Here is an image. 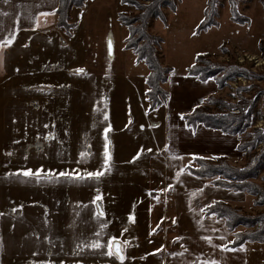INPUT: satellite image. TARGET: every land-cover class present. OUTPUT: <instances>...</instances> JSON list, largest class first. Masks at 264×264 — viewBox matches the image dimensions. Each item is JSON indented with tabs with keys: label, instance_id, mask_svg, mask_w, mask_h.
Returning a JSON list of instances; mask_svg holds the SVG:
<instances>
[{
	"label": "rangeland",
	"instance_id": "1",
	"mask_svg": "<svg viewBox=\"0 0 264 264\" xmlns=\"http://www.w3.org/2000/svg\"><path fill=\"white\" fill-rule=\"evenodd\" d=\"M176 2L175 12L163 8L166 23L153 19L148 32L162 40L158 56L163 66L174 69L173 75L185 72L198 53L208 54L223 67L241 70L211 96L233 105L242 98L250 101L251 122L241 136L249 147L227 162L250 176L259 159L262 169L247 182L262 196L256 199L240 192L234 201L240 204L227 203L243 215L260 218L264 215V143L252 141L264 136V0H214L219 27L199 34L196 27L208 0ZM234 6L246 23L233 22ZM140 12L121 0H89L83 7L71 8L74 28L69 33L57 27L8 50L10 73L0 74V264L46 260L121 264L115 257L101 255V250L84 247L95 238L100 221L107 222L101 240L108 235L128 240L122 245L126 257L122 264H171L178 253L174 191L172 185L168 188L164 165L167 107L147 111L149 70L125 49L129 31L119 21L120 13ZM80 68L85 71L77 73ZM168 82L163 86L167 92ZM176 82L180 79L171 83ZM184 88L187 94L195 91ZM197 93L190 103L199 98ZM174 99L173 95L172 108H176ZM109 124L110 171L99 179L56 175L57 171L83 175V170H99L103 129ZM176 124L169 119L171 128ZM81 152L86 155L81 157ZM41 166L43 171L32 176L16 172ZM97 195L106 213L100 218L93 215ZM247 244L262 245L264 264V243Z\"/></svg>",
	"mask_w": 264,
	"mask_h": 264
},
{
	"label": "crops",
	"instance_id": "2",
	"mask_svg": "<svg viewBox=\"0 0 264 264\" xmlns=\"http://www.w3.org/2000/svg\"><path fill=\"white\" fill-rule=\"evenodd\" d=\"M57 5L58 0H9L7 4L4 0H0V29H2L0 40L5 35L16 32L15 40L10 46H0V74L8 76L10 73L8 69L11 57L8 53L10 48L15 49L18 44L20 45L19 41L33 36L44 37L45 32L51 33L57 29ZM41 13H48V15H41ZM187 70L188 68L180 75H173V71L168 82V101L160 107H167L163 114L166 117L164 165L166 179L169 180L168 185H172L174 191L177 223L178 253L172 258L171 264H205L206 261L213 259L220 261V264H263L262 245L245 244L243 250L240 247L229 248L232 237L229 236L224 221L202 219L201 209L204 206L214 200L236 203L234 201L239 199L237 197L241 193L208 186L205 180L182 171L184 165L191 164L193 156H226L230 161L240 153L237 150L239 141L235 137L206 129L203 126L195 129L185 127V121L181 119V115L184 116L196 106L203 104L217 90V85L213 80L201 82L188 76ZM177 79H180V82H176L173 86L171 82ZM184 86H191L195 88V91L192 90L187 94L184 92ZM196 93L199 98L190 103L195 99ZM173 95L174 100H177L174 105L176 108L171 106ZM170 118L177 123L172 128L169 125ZM169 133H171V138H169ZM205 236L212 237L213 244H225L228 250L213 248L203 239Z\"/></svg>",
	"mask_w": 264,
	"mask_h": 264
},
{
	"label": "trees",
	"instance_id": "3",
	"mask_svg": "<svg viewBox=\"0 0 264 264\" xmlns=\"http://www.w3.org/2000/svg\"><path fill=\"white\" fill-rule=\"evenodd\" d=\"M89 0H58L57 5V27L69 33L74 25L70 23V10L72 7H83ZM148 5L141 4L140 0H128L123 5H129L141 11L140 14H119L121 25L129 31L125 49L131 50L136 56L137 63H144L149 74L145 78L146 99L148 102V112L164 106L168 101V92L163 88L173 73V68L163 66L160 62L157 49L162 40L148 32L153 19H160L166 23L163 8H168L172 12L176 11V0H145ZM208 5L204 11V18L196 27V34L207 32L212 28H218L217 11L214 0H208ZM231 19L236 24H243L247 21L238 13L235 6L232 7ZM241 70L237 68L223 67L214 63L208 54H200L195 57L194 63L189 66L187 75L194 77L201 82L213 80L217 89H222L226 82L233 77H237ZM251 104L247 99L242 98L236 105L220 100L215 96L208 97L205 102L196 106L190 113L184 115L185 124L188 128L195 129L203 126L206 129L221 132L225 135L235 137L239 143L237 150L242 153L249 145H244L241 139L251 122ZM238 111V113H235ZM254 144L264 143V136L259 134L254 137ZM226 156L205 157L196 156L192 158L191 164L183 166L182 171L205 180L211 187L229 190L232 192H242L246 197L262 196L255 186L247 182L254 178L263 167L256 160L257 166L253 169L254 175L246 174L245 169L234 168L228 164ZM264 159V158H263ZM219 177V179H217ZM201 209L203 220L215 219L225 223L227 232L232 237L229 248H238L241 244L264 243V215L260 218L243 215L239 208H233L229 203L221 200H214ZM264 203V202H262ZM261 203V204H262ZM254 205L258 206L259 201L254 200ZM215 213V215H213ZM241 228V229H239ZM255 228V229H254ZM244 229V230H243ZM254 229V230H251Z\"/></svg>",
	"mask_w": 264,
	"mask_h": 264
},
{
	"label": "snow or ice",
	"instance_id": "4",
	"mask_svg": "<svg viewBox=\"0 0 264 264\" xmlns=\"http://www.w3.org/2000/svg\"><path fill=\"white\" fill-rule=\"evenodd\" d=\"M9 2V0H4V3L7 4ZM122 2L127 3L128 0H122ZM54 11V10H53ZM5 15H7L5 13ZM41 15H48V13H41ZM2 30V29H0ZM195 34V33H193ZM16 37V32H11L9 35H5L3 37L2 40H0V46H10L13 41L15 40ZM112 40L109 39L108 40V54L111 55L112 54ZM197 55H200L199 53ZM79 72H84L85 69L80 68L78 69ZM104 119L107 120L108 119V113L104 112ZM181 119H184V116L181 115ZM45 127H47V125H45ZM141 127H143V125H141ZM185 127H189V125L185 124ZM111 128V125L109 124L107 127H105L103 129L105 136H104V145H103V160H102V164L99 170H95V171H87V170H83V175H81L80 171H57L56 175L58 176H64V177H75L77 179H84V178H88V179H99V177L104 174L105 170L110 171V160H111V156L109 153V138L107 133L109 132V129ZM49 135H46L44 138L48 139ZM14 143H19V141H14ZM167 147V145L165 146ZM147 151H151L150 149H147ZM11 152H8L7 155H11ZM81 157H84L86 154L85 152H81L79 154ZM140 155V152L138 151L136 153L135 156H133V160H135L138 156ZM193 158L195 159V156H193ZM80 161H78L79 163ZM43 171V168L41 166V168L38 169H31V168H24V169H17L16 172L17 173H22L24 176H32V175H36L37 173H40ZM47 171L52 172L55 171L53 169H48ZM179 175V174H178ZM217 179H219V177H217ZM168 188H171V185H168ZM168 189H161L160 191H167ZM101 199L100 195H97L95 197V199H93L92 203L96 204V211L93 213L94 216H96L97 218L100 217H104L106 215V213L102 210L101 205L97 204V201H99ZM212 203H216V201H213ZM22 207V205L20 206ZM15 210V209H13ZM0 215H3V213H0ZM213 215H215V213H213ZM128 220L132 221L133 220V216L131 214H129L128 216ZM175 222V221H173ZM107 227V222L105 221H100L99 222V230L95 233V238L92 239V241L88 244H84V247L93 249V250H101V255H105L108 257H115L116 260L120 261L121 264L122 262L126 259L125 255L123 254V246H126L128 244V240L124 239L123 241L120 240L119 237L114 236V235H108L104 240H101L100 237L104 236V229ZM127 229H122V231H126ZM152 231H155V229H153ZM45 239H47V237H45ZM203 239L206 241L207 244L212 245L213 248H220V249H225L228 250L226 245L221 243V244H213V240L212 237L210 236H205L203 237ZM221 239H224L223 237H221ZM83 243V241L81 242ZM77 247H80V244L77 245ZM161 248H163V245H161ZM244 246L243 244L240 245V249L243 250ZM155 251H160V249H156ZM175 255V253L173 254ZM41 264H54V262L52 261H43L41 262ZM60 264H63V262L61 261ZM75 264H81L80 261H76ZM205 264H220V261L218 260H209L206 261Z\"/></svg>",
	"mask_w": 264,
	"mask_h": 264
},
{
	"label": "water",
	"instance_id": "5",
	"mask_svg": "<svg viewBox=\"0 0 264 264\" xmlns=\"http://www.w3.org/2000/svg\"><path fill=\"white\" fill-rule=\"evenodd\" d=\"M77 73H81V72H79V71L77 70ZM97 204L101 205V207H102V204H101L99 201H97Z\"/></svg>",
	"mask_w": 264,
	"mask_h": 264
}]
</instances>
